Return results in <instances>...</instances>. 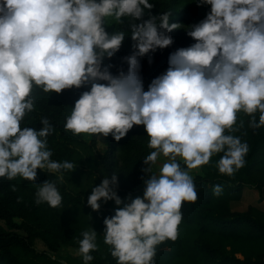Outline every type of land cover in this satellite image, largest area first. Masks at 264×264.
<instances>
[{
    "label": "clouds",
    "instance_id": "obj_1",
    "mask_svg": "<svg viewBox=\"0 0 264 264\" xmlns=\"http://www.w3.org/2000/svg\"><path fill=\"white\" fill-rule=\"evenodd\" d=\"M197 2L210 11L186 28L195 42L170 53L166 71L144 90L140 58L172 45L170 33L185 27L170 23V12L152 15L151 0H0V177L35 181L37 169L62 176L77 166L51 158L47 138L54 126L47 117L39 130L21 127L35 108L36 88L60 94L90 86L66 117L64 128L73 134L119 141L134 125L145 127L153 150L143 158L141 171L151 173L143 196L122 200L113 171L87 197L93 211L110 200L123 205L103 221L116 264H155L157 246L177 239L183 202L198 198L188 170L220 153V173L231 176L245 166L249 144L231 134L238 113L250 117L253 130L264 127V0ZM107 18L119 30L107 31ZM129 35L134 50L122 58L127 69L114 74L104 61ZM221 192L213 186L214 195ZM62 201L55 181L36 184L37 205L58 208ZM81 235L76 252L90 264L98 233L91 227Z\"/></svg>",
    "mask_w": 264,
    "mask_h": 264
},
{
    "label": "trees",
    "instance_id": "obj_2",
    "mask_svg": "<svg viewBox=\"0 0 264 264\" xmlns=\"http://www.w3.org/2000/svg\"><path fill=\"white\" fill-rule=\"evenodd\" d=\"M151 2L154 4L152 15L170 12V23L185 27L174 29L172 45L140 58L144 90L148 89L152 79L166 71L170 53L195 42L187 35L186 28L201 21L210 11V5H200L197 0ZM147 18L146 12L144 19ZM107 23L110 24L106 26L107 31L111 32L115 27L119 30V24ZM123 27L130 31L127 22ZM133 43L129 35L115 56L104 61L105 64L114 65L110 69L114 74L121 67L127 69L122 58L133 52ZM89 88L73 87L60 94L34 89L35 108L26 114L21 127L39 130L43 127L41 117H47L54 126V131L47 138L48 147L53 152L51 158L70 160L77 166L73 171H64L62 176L48 172L47 169H37L35 181L20 176L11 180L0 177V264H40V258L47 257L48 253L35 248L36 239L39 238L49 252L56 253L64 245L79 247L81 233L91 227L98 233V249L92 252L94 259L91 264H116V259L111 255V246L104 243L103 221L105 217L114 214L116 207L123 205L117 206L110 200L101 203L98 211H93L87 204V197L91 194V187L101 183L102 176L121 168V159H124V164L126 161L132 165L131 171L137 182L126 185L118 175V195L125 202H130L129 197H142L145 188L142 182L146 175L141 171L146 167L143 158L153 149L140 138L146 132L145 127L134 125L119 141L109 134L106 146L103 149L97 148L94 156L86 157L77 147L83 135L66 130L64 124L75 101ZM243 117L246 126H234L236 130L231 134L240 136L242 141L249 144L245 166L231 176L220 173L217 167L222 155L220 153L213 154L207 164L199 167L201 173L193 177L198 198L195 202H183L178 237L175 241L166 240L157 246L155 264H264V209L256 205H249L245 211H234L231 208V202L241 198L246 184L255 185L264 195V127L253 130L248 126L250 117L247 114ZM93 138L96 140L95 135ZM93 145L97 146V143ZM181 165L186 167L183 162ZM75 175H80L82 181L76 183L73 180ZM47 179L57 183L63 196L61 207L52 208L46 203H35L36 184ZM214 185L222 187L218 196L213 194ZM17 219L21 222L17 223ZM16 229H23L27 235L17 233Z\"/></svg>",
    "mask_w": 264,
    "mask_h": 264
},
{
    "label": "rangeland",
    "instance_id": "obj_3",
    "mask_svg": "<svg viewBox=\"0 0 264 264\" xmlns=\"http://www.w3.org/2000/svg\"><path fill=\"white\" fill-rule=\"evenodd\" d=\"M107 21L113 23V25L118 24L112 18H107ZM174 34H175V30L171 32V36L173 37ZM243 116H244L243 112L237 114V126L240 125L241 127L244 128L246 126V120ZM81 134L83 135V137L81 140H79L80 143L78 144L77 147L86 157L94 156L93 154L97 153V148L103 149L106 146L107 137L103 136V134H99L100 141L97 138L96 140H94L93 135L87 133H81ZM140 138L141 140H145V142L148 143L149 137L147 136L146 132L143 133L140 136ZM93 143H97V146L93 145ZM163 159L165 158H162L161 161L157 163V165L154 168V171L156 172L159 171V167L163 162ZM131 167L132 165L130 166L126 161L124 164V159H121V168L117 169L120 178L125 182L126 185H130L131 182L133 183L137 182L136 181L137 178L132 174ZM92 171H96V170L92 169ZM189 172L192 175V177H195L198 173H201V170L198 167L196 169H190ZM96 173L98 175H101L99 171H96ZM150 176L151 173L145 175V179L142 182V187L145 186V180L149 179ZM73 180L76 181V183H79L82 181V178L80 177V175H75L73 177ZM249 205H256L264 209V195L260 193L259 189L255 185L252 184H246L244 186L241 198L239 200H233L231 202V208L234 211H245L247 210ZM16 221L17 223L21 222L19 219H17ZM2 223L4 226L10 229L4 222ZM16 230L17 233H20L21 235H27V233L23 229H16ZM34 246L38 251L43 253L45 252L48 253L46 254L47 257L43 256L40 258L39 260L40 264H83L82 257L78 255L76 252V249H78V247L64 245L61 246L56 253H53L48 251L47 246H45V244L39 238L36 239Z\"/></svg>",
    "mask_w": 264,
    "mask_h": 264
}]
</instances>
